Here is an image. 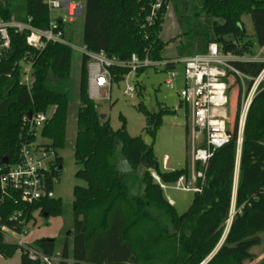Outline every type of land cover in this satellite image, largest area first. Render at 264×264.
I'll use <instances>...</instances> for the list:
<instances>
[{
	"label": "trees",
	"instance_id": "16d2710c",
	"mask_svg": "<svg viewBox=\"0 0 264 264\" xmlns=\"http://www.w3.org/2000/svg\"><path fill=\"white\" fill-rule=\"evenodd\" d=\"M152 1L84 0L83 14L79 17L82 44L119 60H127L133 53L162 59L163 40L159 39V33L164 20L159 15L151 25L144 21ZM171 1L180 37L176 42L180 44L176 56L166 59L204 53L213 42L225 52L246 50L252 45L243 21L246 14L251 15L257 43L264 44V0ZM0 14L5 20L11 16L19 21L30 17L31 23L41 29L49 28L52 19L47 0L21 3L0 0ZM58 23L66 38L70 29L64 22L58 20ZM10 37L11 47L0 62V165L4 159L10 164L20 161L22 116L29 111L41 112L53 107L42 135L56 151L64 149L71 105L73 48L49 43L38 52L27 44L24 33L11 31ZM87 63L82 55L73 144L75 162L80 166L76 177L85 186L73 188L70 233L65 230L61 239L41 237L32 243L34 250L49 257L72 260L74 264H202L213 253L206 264L253 262L259 256L257 250L264 247V88L249 107L238 154L242 90L237 80L233 82L230 97L235 92L236 98L230 113L232 138L209 160L202 192L194 193L191 205L179 214L152 172L163 183L173 184L182 175L189 177V161L181 169H161L153 142L148 144L142 136H131L123 117L119 129H114L109 120H102L89 97ZM25 64L32 65L29 89L20 84ZM263 66V63H236L238 69L254 77ZM125 74L127 70H118L115 80L124 79ZM138 109L145 115L147 133L154 141L163 115L173 111L163 106L153 111L143 103ZM118 148L129 172L121 171L115 163ZM62 165L63 158L57 156L52 170L56 178L59 175L56 169ZM196 168L203 169L200 165ZM129 174L139 180V185L129 179ZM1 176L0 171V179ZM200 183L198 180L197 184ZM9 194L0 204V255L12 258L19 250L21 264H41L28 257L26 247L8 240L5 229L21 231L22 226L11 219L16 211L22 210L23 219L29 223L35 212L47 214L46 217L61 216L64 207L55 198L27 204L13 190ZM233 209L229 231L215 252Z\"/></svg>",
	"mask_w": 264,
	"mask_h": 264
},
{
	"label": "built area",
	"instance_id": "2783aa9c",
	"mask_svg": "<svg viewBox=\"0 0 264 264\" xmlns=\"http://www.w3.org/2000/svg\"><path fill=\"white\" fill-rule=\"evenodd\" d=\"M170 1L153 0L149 4V11L144 17L146 24L151 25L159 15L165 21ZM50 12L53 9H64L65 16L51 19L49 28L41 29L27 20H17L14 16L0 21V62L11 47L10 32L24 33L27 44L38 52H42L49 43H62L73 48L71 43L64 37V32L59 29L58 20L65 24L72 23L83 14V3L72 0H47ZM165 6V12L162 9ZM159 33V39L163 34ZM87 60L88 92L91 100L109 99L115 73L118 70H127L125 77L138 73L150 67L161 66L167 71L169 77L166 84L174 87L173 80L179 77L176 64L183 65V87L180 91L181 101L187 109L189 116V132L192 142L190 175H182L172 187L183 191L201 193L206 180L205 172L209 160L215 152L227 144L231 138V114H230V90L234 81H238L241 94V107L238 122L237 145L238 152L241 148L242 135L249 107L257 95L264 88V66L257 76H251L236 67V63H263L264 44L257 43L248 46L242 52H225L218 43H210L206 52L183 58L153 60L148 55L140 57L133 53L127 60H119L108 56L104 51L95 52L82 44L76 48ZM32 65L25 64L20 84L28 89L32 85ZM136 87L127 85L124 94L132 95ZM51 109V110H50ZM53 113L51 106L47 111L25 113L22 116L23 131L19 136L20 161L16 164L2 162L0 171V204L7 197L9 191L17 193L21 201L33 204L41 199L54 198L53 186L56 176L52 170L56 164L58 153L52 146L51 141L44 138L42 130L48 123ZM40 138V139H38ZM200 140V146L196 145ZM167 160L165 156L164 161ZM200 165L203 169H197ZM166 169V162L164 163ZM153 177L163 190L168 184L161 181L160 177L152 172ZM201 180L200 184L197 181ZM13 197V196H11ZM170 204L174 200L167 196ZM11 219L18 222L22 227L20 232L6 229L8 234H15L19 238L12 239L18 245L26 247L29 258L39 260L41 264H74L72 260L63 259L60 256H46L38 253L25 237L29 233V223L23 219V211H16ZM64 262V263H63ZM90 264V263H81Z\"/></svg>",
	"mask_w": 264,
	"mask_h": 264
},
{
	"label": "rangeland",
	"instance_id": "374dc122",
	"mask_svg": "<svg viewBox=\"0 0 264 264\" xmlns=\"http://www.w3.org/2000/svg\"><path fill=\"white\" fill-rule=\"evenodd\" d=\"M18 3L22 0H16ZM64 9H53L51 16L53 18L59 15L65 16ZM2 17L0 14V21ZM244 25L248 34V39L254 44V49L257 48L255 38V30L251 15L243 16ZM67 29H70V35L66 38L73 46L72 71L69 80V93L71 98L70 115L68 118L67 130V145L64 149L57 150L58 156L63 158V170L59 172L53 186L54 198L61 201L64 207V214L61 216L46 217L39 212L34 213V218L29 222V233L25 237L26 240H32L40 237L61 239L65 230L70 227V212L73 202V188L76 185L85 186V182L76 177V173L80 166L76 164L74 158L73 144L76 134V110L78 103L77 85L79 80L81 56L82 54L76 49L82 47V22L76 20L72 23H66ZM178 26L175 21L173 4L170 1V8L167 17L164 21L163 34V58L167 56H176L178 42ZM168 38V39H167ZM176 42V43H175ZM180 44V43H179ZM176 71L179 77L173 80L174 87L166 84V79L169 77L167 71L161 66L156 68L150 67L138 73H134L120 81H114L109 99L94 100L100 114H105V120H109L114 129L121 128L123 117L126 121V129L131 136H142L148 144L153 142V151L161 169L164 168V158L167 156L166 171L181 169L186 161L191 160L192 142L190 132H186V127L189 129V116L187 109L181 101L180 91L183 87V65L176 64ZM127 85L136 87V92L132 95L124 94ZM236 94L232 92L230 97V113L235 104ZM143 103L148 109L157 111L160 106L170 108L173 113L163 115L162 122L157 129L154 141L147 133V125L145 115L138 109V105ZM51 110V109H50ZM232 116V115H230ZM40 139V138H38ZM200 146V140L196 142ZM115 163L123 172H129L130 168L118 152L115 156ZM237 176V173H236ZM235 176V186H236ZM130 180H134L136 185H139V180L133 174L128 175ZM235 188V187H234ZM166 196L174 200V206L179 214L184 213L191 205L194 192L175 189L172 184H168V188L164 190ZM68 221V222H67ZM70 231L69 229L67 232ZM8 240L19 238L15 234H8L5 229ZM264 247H261L257 252L259 256L249 264H264ZM263 251V252H262ZM58 252L57 255L59 254ZM20 251L18 250L13 256V261H18Z\"/></svg>",
	"mask_w": 264,
	"mask_h": 264
},
{
	"label": "water",
	"instance_id": "95a60500",
	"mask_svg": "<svg viewBox=\"0 0 264 264\" xmlns=\"http://www.w3.org/2000/svg\"><path fill=\"white\" fill-rule=\"evenodd\" d=\"M28 115H31V111H29L28 112ZM105 117H106V115L105 114H100V118L103 120V119H105ZM238 154H240V150H239V152H238ZM3 162H8V160L7 159H4L3 160ZM63 170V167L62 166H59L57 169H56V172L57 173H59V172H61ZM238 175V174H237ZM236 180H237V176H236ZM236 184H237V181H236ZM236 188V187H235ZM235 194V193H234ZM47 214H45V216H46ZM233 216H234V209L232 210V212H231V219H230V221H229V224H228V227H227V230H226V233H225V235H224V237L222 238V240H221V242H220V244L218 245V247L216 248V250H215V252L218 250V248L221 246V244L223 243V241H224V239H225V237H226V235H227V232L229 231V228H230V225H231V221H232V218H233ZM68 233H70V231H68ZM214 255V253L211 255V256H209L202 264H206L211 258H212V256Z\"/></svg>",
	"mask_w": 264,
	"mask_h": 264
},
{
	"label": "crops",
	"instance_id": "0c3cea01",
	"mask_svg": "<svg viewBox=\"0 0 264 264\" xmlns=\"http://www.w3.org/2000/svg\"><path fill=\"white\" fill-rule=\"evenodd\" d=\"M72 1H77V2H80V3H84V0H72ZM58 17H61V15H59ZM76 20H80L79 18H77ZM75 20V21H76ZM74 22V21H73ZM167 157V156H166ZM167 161H168V159L166 160V161H164L163 162V164L166 162V169L168 168L167 167ZM41 238V237H40ZM37 239H39V238H36V239H32V240H28L29 242H33V241H35V240H37ZM21 252H20V254H19V259H18V261H13V257L12 258H8V259H6V258H4V257H2L1 255H0V264H21Z\"/></svg>",
	"mask_w": 264,
	"mask_h": 264
}]
</instances>
